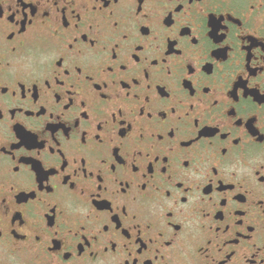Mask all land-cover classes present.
<instances>
[{"label": "flooded vegetation", "instance_id": "flooded-vegetation-1", "mask_svg": "<svg viewBox=\"0 0 264 264\" xmlns=\"http://www.w3.org/2000/svg\"><path fill=\"white\" fill-rule=\"evenodd\" d=\"M0 264H264V0H0Z\"/></svg>", "mask_w": 264, "mask_h": 264}]
</instances>
